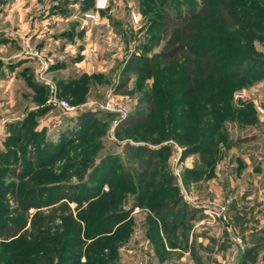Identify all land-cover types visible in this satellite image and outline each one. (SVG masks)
Returning a JSON list of instances; mask_svg holds the SVG:
<instances>
[{
    "label": "rangeland",
    "instance_id": "obj_1",
    "mask_svg": "<svg viewBox=\"0 0 264 264\" xmlns=\"http://www.w3.org/2000/svg\"><path fill=\"white\" fill-rule=\"evenodd\" d=\"M98 1L0 0V264L23 253L35 264H230L232 237L246 247L242 264H264V66L234 79L198 72L188 96L181 64L159 60L160 18L202 0ZM254 1L241 0L235 26L198 24L234 40L217 48L230 59L264 62ZM131 115L140 121L124 124ZM62 184L76 185L74 199L18 210L17 193ZM165 222L177 229L163 233ZM96 229L110 231L93 244Z\"/></svg>",
    "mask_w": 264,
    "mask_h": 264
},
{
    "label": "trees",
    "instance_id": "obj_2",
    "mask_svg": "<svg viewBox=\"0 0 264 264\" xmlns=\"http://www.w3.org/2000/svg\"><path fill=\"white\" fill-rule=\"evenodd\" d=\"M254 3L256 4V7L253 6L254 10L264 9V7H262V4L258 2V0L254 1ZM240 4H241V0H217L214 4L210 5L209 0H202L200 9H194V10L191 9L188 12H186L182 8H179L174 14L163 13L161 15L160 27L162 29V33L164 39L166 40V43L159 53V60L163 64L177 62V61L179 62V64H181L182 69H181V74L179 75V79L181 80L180 82L182 84L187 86L186 92L188 96H191L196 91V79L199 76L198 72L199 74H210L216 77L220 72L226 70L225 73L221 75V78L234 79L250 72L253 66H257V65L264 66V62L259 61L257 58L247 53H242V55L232 59L228 58L225 53H223L221 50L219 51L217 48L218 47L231 48L234 46V40L230 43L229 40L231 37L228 38L226 36L216 37L215 35L212 34H203L201 28L198 26L199 22L204 23V18H210L212 20H216L221 24L227 25L228 27L235 26L238 22L237 7L240 6ZM131 71L132 69L125 68L123 70V73L128 75L130 74ZM261 76L264 77V72L262 73ZM124 79L125 80L122 83L117 85L116 91L119 93L128 92V84L130 77L127 76ZM147 100H148V104H153L152 97L147 98ZM88 116L89 114H86L83 116V118L85 119ZM138 121H140L139 115H131L125 121L124 124L129 125ZM92 128H94L93 125ZM135 149L136 150L139 149L140 152H142L140 154L141 156H147V155L150 156L152 154V150L144 145L143 146L139 145ZM145 162L147 163V161ZM41 166H44V163ZM106 170H104V172L102 171V173H105ZM95 171H96L95 175L97 174L96 176H98L96 180L101 181L102 179H99V173H97L99 169H96ZM95 171H93V174ZM11 176L14 177L13 175ZM75 186L76 185H72V184H62L58 187L55 186L49 187L50 189L49 188L46 189V187H41L40 189H28L25 191L23 198L18 196L17 193L15 200L19 204L18 210L27 211L32 207H42L45 205H50L54 201L60 199H66V198L74 199L75 193L73 192H75ZM37 191L40 192L38 201H37V196L34 195ZM47 192H51V193L58 192V193L55 198H50L48 200L43 201V194ZM88 193L91 194V191L90 192L88 191ZM81 194H83V191ZM163 205H165V203ZM183 208L186 210L189 207L185 203ZM156 212L159 215L161 214L160 211H156ZM109 218L111 219L110 216ZM124 218L125 216L120 218L119 220L122 221L121 219ZM173 229H177V225L175 223L173 224L172 222L171 223L165 222L162 224L163 233L168 234ZM109 231L110 230L101 231L99 229L98 230L96 229L92 232L89 239L90 238L93 239L92 241L94 242L93 244H98V241L100 242V240H103L105 236H108L102 234L106 232L108 233ZM82 243H83V238L79 235L78 237L77 236L74 237L70 245L73 249H76ZM67 245H68V239L67 241L64 242V246ZM244 248L246 255L247 252L246 247L244 246ZM101 254L102 252L96 253L95 255L88 256V258L92 260H96V258ZM112 256L114 255L109 254L106 260L111 258ZM36 260L37 257L33 259L31 257H28V254L25 255L23 253V255L22 254L20 255L16 264H35L34 262H36ZM110 262L108 264H116Z\"/></svg>",
    "mask_w": 264,
    "mask_h": 264
},
{
    "label": "built area",
    "instance_id": "obj_3",
    "mask_svg": "<svg viewBox=\"0 0 264 264\" xmlns=\"http://www.w3.org/2000/svg\"><path fill=\"white\" fill-rule=\"evenodd\" d=\"M107 4L106 0H99L97 2V7L100 8H104ZM88 17H94L92 14L87 15ZM52 86V85H51ZM131 99L128 98V101H130ZM52 103L57 104L58 106H60L63 110H65L66 112H69L71 110H73V106L71 105L70 101L68 99H58L56 97H52L51 100ZM107 109L109 111L112 112H118L120 114L125 115L128 112V102L125 103L124 105H115V103H112L111 101L107 103Z\"/></svg>",
    "mask_w": 264,
    "mask_h": 264
},
{
    "label": "water",
    "instance_id": "obj_4",
    "mask_svg": "<svg viewBox=\"0 0 264 264\" xmlns=\"http://www.w3.org/2000/svg\"><path fill=\"white\" fill-rule=\"evenodd\" d=\"M232 240L236 246V250L231 258L230 264H241L245 255L244 245L235 237H232Z\"/></svg>",
    "mask_w": 264,
    "mask_h": 264
}]
</instances>
